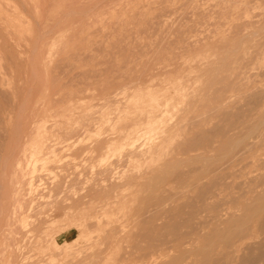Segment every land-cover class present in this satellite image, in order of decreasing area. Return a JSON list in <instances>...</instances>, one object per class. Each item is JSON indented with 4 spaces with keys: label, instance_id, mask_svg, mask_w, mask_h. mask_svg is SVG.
I'll list each match as a JSON object with an SVG mask.
<instances>
[{
    "label": "rangeland",
    "instance_id": "1",
    "mask_svg": "<svg viewBox=\"0 0 264 264\" xmlns=\"http://www.w3.org/2000/svg\"><path fill=\"white\" fill-rule=\"evenodd\" d=\"M262 122L264 0H0V264H264Z\"/></svg>",
    "mask_w": 264,
    "mask_h": 264
},
{
    "label": "bare ground",
    "instance_id": "2",
    "mask_svg": "<svg viewBox=\"0 0 264 264\" xmlns=\"http://www.w3.org/2000/svg\"><path fill=\"white\" fill-rule=\"evenodd\" d=\"M162 104H163V103H162ZM162 107H163V106H162ZM143 109H144V108H143ZM146 110H147V109H146ZM145 116H146V115H145ZM148 120H149V119H148ZM150 120H152V119L150 118ZM138 122H139V121H138ZM145 122H146V121H145ZM158 122H159V121H158ZM142 123H143V122H142ZM152 123H153V122H152ZM262 123H264V122H262ZM262 123H260V124H262ZM143 124H144V123H143ZM150 124H151V123H150ZM250 128H252V127L250 126ZM253 128H255V126H254ZM48 131H49V130H48ZM39 132H40V131H39ZM44 132H45V131H44ZM249 132H250V134H252V132H254V131L249 130ZM145 133H146V132H145ZM37 134H38V132H37ZM147 134H148V133H147ZM131 136H132V135H131ZM127 138H129V136H128ZM248 138H249V137H248ZM71 139H72V138H70V140H71ZM73 139H74V137H73ZM129 139H131V137H130ZM132 139H134V138L132 137ZM68 140H69V139H68ZM68 140H67V141H68ZM74 140H75V139H74ZM244 140H245V139H244ZM244 140H243V139H242V140L239 139V142H237V140H236L237 143L234 142V143H235V144H234V143L232 142V144H230V146H231V145L233 146V144H234L233 148H238V147H239V144H240L241 142H243ZM246 140H247V139H246ZM81 141H82V140H81ZM234 141H235V140H234ZM61 142H62V141H61ZM244 142H245V141H244ZM58 143H59V142H58ZM71 143H72V142H71ZM79 143H80V142H79ZM100 143H101V142H100ZM75 144H76V143H75ZM110 144H111V143H110ZM241 144H243V143H241ZM241 144H240V145H241ZM244 144H245V143H244ZM58 145H59V144H58ZM77 145H78V144H77ZM108 145H109V144H108ZM51 146H52V145H51ZM131 146H132V145H131ZM136 146H137V145H136ZM232 146H231V147H232ZM231 147H229V148L231 149ZM49 148H50V147H49ZM59 148H60V147H59ZM100 148H101V147H100ZM109 148H110V147H109ZM132 148H133V146L131 147V149H132ZM110 149H111V148H110ZM119 149H120V148H119ZM60 150H62V148H61ZM74 150H75V149H74ZM223 150H224V149H223ZM90 151H91V150H90ZM110 151H111V150H110ZM140 151H141V150H140ZM227 151H228V149L225 150V151H223V153L221 154L220 158H222V157H223V158H226V153H227ZM29 152H30V151H29ZM42 152H43V151H42ZM49 152H50V151H49ZM53 152H55V151L53 150ZM66 152H67V151H66ZM66 152H64V153H66ZM132 152H133V151H132ZM132 152H131V154H132ZM36 153H37V151H36ZM36 153H35V154H36ZM68 153H69V152H68ZM71 153H72V152H71ZM78 153H79V152H78ZM134 153H135V152H134ZM134 153H133V154H134ZM136 153H137V152H136ZM37 154H38V153H37ZM47 154H49V153H47ZM69 154H70V153H69ZM26 155H28V154L26 153ZM56 155H57V154H56ZM70 155H71V154H70ZM136 155H137V154H136ZM28 156H29V155H28ZM31 156H34V154L31 155ZM36 156H37V155H36ZM41 156H42V155H41ZM92 156H93V155H92ZM92 156H91V157H92ZM112 156H113V155H112ZM21 157H22V156H21ZM39 157H40V155H39ZM39 157H38V158H39ZM42 157H43V156H42ZM42 157H41V158H42ZM65 157H67V156H65ZM73 157H74V156H73ZM31 158H32V157H31ZM106 158H108V157H106ZM106 158H104V159H106ZM126 158H127V157H126ZM59 159H60V158H59ZM61 159H62V157H61ZM72 159H73V158H72ZM101 159H102V158H101ZM28 160H29V157H28ZM54 160H55V159H54ZM57 160H58V159H57ZM109 160H110V159H109ZM38 161H39V160H38ZM42 161H43L44 163L46 162L45 159H42ZM60 161H61V160H60ZM100 161H101V160H100ZM87 162H88V161H87ZM104 162H105V161H104ZM85 163H86V162H85ZM99 163H100V162H99ZM66 164H67V163H66ZM72 164H73V163H72ZM26 165H27V163H26ZM38 165H39V164H38ZM40 165H41V164H40ZM40 165H39V166H40ZM44 165H45V164H44ZM35 166H36V165H35ZM49 166H50V165H49ZM51 167H52V166H51ZM53 167H54V166H53ZM61 168H63V167H61ZM23 169H25V167H24ZM33 169H34V168H33ZM49 169H50V168H49ZM49 169H48V170H49ZM55 169H56V168H55ZM59 169H60V168H59ZM39 170H40V169H39ZM53 170H54V169H53ZM27 171H28V170H27ZM50 171H51V170H50ZM52 172H53V171H52ZM54 172H57V171H54ZM24 173H25V172H24ZM29 173H30V172H29ZM29 173H28V174H29ZM22 174H23V173H22ZM51 174H52V173H51ZM24 175H25V174H24ZM55 175H57V174L55 173ZM29 176H30V175H29ZM31 177H32V176H31ZM22 178H23V177H22ZM30 179H31V178H30ZM77 179H78V178H77ZM45 181H46V180H45ZM72 181H73V180H72ZM35 182H36V181H35ZM90 182H91V181H90ZM25 183H26V182H25ZM30 183H31V182H29V186H30ZM19 184H20V183H19ZM55 184H56V183H55ZM59 184H60V183H59ZM62 184H64V182H63ZM33 186H34V184H33ZM33 186H31V187H33ZM62 186H63V185H62ZM71 186H72V185H71ZM91 186H92V185H91ZM94 187H95V186H94ZM26 189H27V188H26ZM30 189H31V188H30ZM51 189H52V188H51ZM56 189H57V188H56ZM70 189H71V188H70ZM77 189H78V188H77ZM54 190H55V189H54ZM57 190H58V189H57ZM21 191H22V190H21ZM24 191H25V190H24ZM26 191H28V190H26ZM31 191H32V190H30V192H31ZM36 191H37V190H36ZM52 191H53V190H52ZM58 191H59V190H58ZM68 191H69V190H68ZM42 192H43V191H42ZM53 192H54V191H53ZM59 192H60V191H59ZM89 192H90V191H89ZM89 192H88V193H89ZM93 192H94V191H93ZM49 193H50V192H49ZM64 193H65V192H64ZM91 193H92V192H91ZM17 196H18V195H17ZM46 196H47V195H46ZM50 197H51V196H50ZM53 197H54V196H53ZM87 197H88V196H87ZM87 197H86V198H87ZM18 198H19V197H18ZM51 198H52V197H51ZM92 198H93V197H92ZM84 199H85V197H84ZM31 200H32V199H31ZM69 200H70V199H69ZM75 200H76V199H75ZM89 200H90V198H89ZM26 201H27V200H26ZM60 201H61V200H60ZM80 201H81V200H80ZM26 203H27V202H26ZM36 203H37V202H36ZM71 203H72V202H71ZM13 204H14V203H13ZM31 204H32V203H31ZM37 204H38V203H37ZM64 204H65V203H64ZM68 204H69V203H68ZM78 204H79V202H78L75 206L77 207ZM256 204H257V203H256ZM256 204H255V205H256ZM20 205H21V204H20ZM257 205H258V208H263V207H264V198H261V199L258 201V204H257ZM257 205H256V207H257ZM18 206H19V205H18ZM22 206H23V205H22ZM22 206H20V207H22ZM28 206H29V204H28ZM28 206H27V207H28ZM55 206H56V205H55ZM75 206H74V207H75ZM56 207H57V206H56ZM74 207H73L72 209H74ZM76 207H75V208H76ZM24 208H25V207H24ZM35 208H36V207H35ZM69 208H70L69 210H72V209H71V206H70ZM29 209H30V208H29ZM54 209H55V208H54ZM65 209H66V208H65ZM13 210H14V209H13ZM17 210H18V209H17ZM51 210H52V209H51ZM61 210H62V208H61ZM15 211H16V210H15ZM30 211H31V210H30ZM66 211H67V210H66ZM66 211H62V212L65 213ZM70 212H71V211H70ZM25 213H26V212H25ZM54 213H55V212H54ZM56 213H58V212H56ZM64 213H61V212H60V214H64ZM21 214H22V213H21ZM51 214H52V213H51ZM58 214H59V213H58ZM11 215H12V214H11ZM14 216H15V215H14ZM16 216H17V215H16ZM29 216H30V215H29ZM48 216H49V215H48ZM54 216H55V215H54ZM54 216H53V217H54ZM12 217H13V216H12ZM14 218H16V217H14ZM32 218H33V217H32ZM32 218H31V219H32ZM47 219H48V218H47ZM17 220H18V219H17ZM23 220H24V219H23ZM23 220H22V221H23ZM45 220H46V219H45ZM6 222H8V221H6ZM14 222H15V221H14ZM33 225H34V224H33ZM33 225H31V226H33ZM19 226H20V225H19ZM4 228H5V227H4ZM16 228H17V227H16ZM29 228H30V226H29ZM22 229H23V228H22ZM31 229H32V228H31ZM27 230H29V229H27ZM38 230H39V229H38ZM3 231H4V230H3ZM26 232H27V231H26ZM13 237H14V236H13ZM6 239H7V238H6ZM16 239H17V238H16ZM4 241H5V240H4ZM15 242H16V241H15ZM17 243H18V242H17ZM4 245H5V244H4ZM18 245H19V244H18ZM12 246H13V245H12ZM23 246H24V245H23ZM16 248H17V247H16ZM56 256H57V255H56ZM12 259H13V258H12Z\"/></svg>",
    "mask_w": 264,
    "mask_h": 264
}]
</instances>
